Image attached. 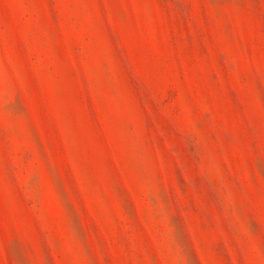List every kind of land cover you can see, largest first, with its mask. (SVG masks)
<instances>
[{
    "label": "rangeland",
    "instance_id": "1",
    "mask_svg": "<svg viewBox=\"0 0 264 264\" xmlns=\"http://www.w3.org/2000/svg\"><path fill=\"white\" fill-rule=\"evenodd\" d=\"M0 264H264V0H0Z\"/></svg>",
    "mask_w": 264,
    "mask_h": 264
}]
</instances>
